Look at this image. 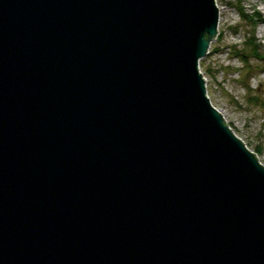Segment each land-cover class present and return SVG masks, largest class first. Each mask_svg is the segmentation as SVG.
Returning <instances> with one entry per match:
<instances>
[{"label": "water", "instance_id": "95a60500", "mask_svg": "<svg viewBox=\"0 0 264 264\" xmlns=\"http://www.w3.org/2000/svg\"><path fill=\"white\" fill-rule=\"evenodd\" d=\"M216 0H0V264H264V164L208 94Z\"/></svg>", "mask_w": 264, "mask_h": 264}, {"label": "rangeland", "instance_id": "374dc122", "mask_svg": "<svg viewBox=\"0 0 264 264\" xmlns=\"http://www.w3.org/2000/svg\"><path fill=\"white\" fill-rule=\"evenodd\" d=\"M216 3L223 5L218 34L211 41L209 52L201 58L200 69L206 77L212 103L264 164V59L253 56L247 45L253 33L264 52V0H216ZM240 8L246 16L257 11L261 18L253 25L242 16ZM239 49L249 58L248 63L235 55Z\"/></svg>", "mask_w": 264, "mask_h": 264}, {"label": "trees", "instance_id": "16d2710c", "mask_svg": "<svg viewBox=\"0 0 264 264\" xmlns=\"http://www.w3.org/2000/svg\"><path fill=\"white\" fill-rule=\"evenodd\" d=\"M240 12L242 14V16H244L245 18H247L250 22L252 21V24L255 25V20L261 18L260 14L257 13V11L252 12L249 16H246L247 13L245 11H243L242 8H240ZM236 30V29H235ZM249 38H251L252 40H250L247 45L249 46V48L253 51V56H256L258 58H262L264 59V52L262 51V48L260 46V41H256L253 38V33L250 34ZM235 55L239 56V58L241 59V61L243 63H248L249 62V58H247V56L244 54V52H242L241 49H239L238 51L236 50ZM200 64L202 66V60L200 61ZM250 76V74H249ZM250 78V77H248ZM256 98V96H255Z\"/></svg>", "mask_w": 264, "mask_h": 264}, {"label": "bare ground", "instance_id": "6f19581e", "mask_svg": "<svg viewBox=\"0 0 264 264\" xmlns=\"http://www.w3.org/2000/svg\"><path fill=\"white\" fill-rule=\"evenodd\" d=\"M219 8H220L219 11H220V13H221L222 8H223V5H222V6L220 5ZM262 29L264 30V28H262Z\"/></svg>", "mask_w": 264, "mask_h": 264}]
</instances>
